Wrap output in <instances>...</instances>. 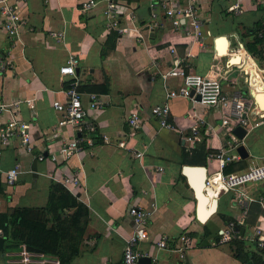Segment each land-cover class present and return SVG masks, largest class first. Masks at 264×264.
Wrapping results in <instances>:
<instances>
[{
  "label": "crops",
  "instance_id": "obj_1",
  "mask_svg": "<svg viewBox=\"0 0 264 264\" xmlns=\"http://www.w3.org/2000/svg\"><path fill=\"white\" fill-rule=\"evenodd\" d=\"M81 1L21 0L19 16L24 23L17 37L6 35L0 26V53L11 63L0 78V98L6 102L28 99L32 105L19 103L15 112V117L28 124L32 153L20 151L15 137L0 148V213L11 208L44 209L52 181L60 175H74L78 184L64 189L85 211L76 214L75 222L71 219L74 207L60 215L64 222L70 218L62 226L71 231L65 235L71 238L61 243L72 246L68 247L72 255L62 264H119L123 238L131 229L126 209H147L149 203L155 207L147 220V238L137 243V250L154 257L152 264H240L228 242L217 243L216 233L225 222L240 220V237L251 241L252 226L259 223L264 228V181L240 187L252 199L244 206L233 200V191L210 198L216 201L214 211L200 220L184 169L203 167L205 178L218 163L207 159V154L217 149L231 157L222 167L226 173L242 171L264 156V0H196L203 46L165 21L158 29L142 27L148 20V1L156 0H125L124 6L119 5L123 12L132 10L142 35L138 41L115 33L113 41L109 39L110 32L102 24V3L81 13ZM170 3L177 5L180 0ZM234 3L239 13L227 11ZM47 30H61L62 40L51 38ZM170 47L185 71L213 76L224 94L239 93L249 99L247 119L255 124L241 138L231 133L234 146L225 145L228 132L219 126V107L181 97L165 100L166 90L175 88L179 79L163 81L153 76L155 69L150 65L155 61L159 71L169 68ZM68 53L77 58L74 77L81 104H86L88 92L98 94L103 102L102 109L87 110L83 117L92 132L56 127L58 116L52 104L66 102L64 88L72 79L57 69ZM165 101L167 121L175 130L158 128L149 114L150 106ZM133 108L139 113V127L128 135L124 118ZM191 113L203 121L202 139L187 150L181 137L188 133ZM8 116L7 112L0 115V125ZM78 135L90 138V143L80 141L81 149L63 162L35 159L36 154L55 151L62 140ZM121 137L127 147L142 152L139 159L116 147ZM238 144L246 152L243 158L235 152ZM15 163L17 180L5 186L1 171ZM53 224L48 219L46 227ZM182 232L189 236L191 247L181 258L154 247L162 236L173 247ZM16 259L17 251L0 252V264H14Z\"/></svg>",
  "mask_w": 264,
  "mask_h": 264
},
{
  "label": "built area",
  "instance_id": "obj_2",
  "mask_svg": "<svg viewBox=\"0 0 264 264\" xmlns=\"http://www.w3.org/2000/svg\"><path fill=\"white\" fill-rule=\"evenodd\" d=\"M21 0H0V26L6 35L16 38L19 30L23 25V20L19 16V7ZM97 3H102L101 15L103 29L106 32H114L117 35H124L135 40L142 38L140 29L135 24V16L131 9H126L123 12L119 5H125V0H83L79 3L78 9L81 13H86L91 10ZM148 20L142 26L147 30L158 29L162 26V21L167 22L172 30H180L191 37L193 42H197L199 46L202 44V33L200 30L201 20L196 7V0H180V4L172 5L170 0L148 1ZM227 11L239 13V6L234 3L227 6ZM160 12V15L158 14ZM47 35L56 41H61L63 32L61 30H47ZM169 53L172 58V65L166 70H158L155 61H151L153 76L156 75L161 80L169 77L179 79V84L173 89H167L164 98L165 100L175 97L187 98L190 101L196 100L194 95L198 96V103L207 107H219L222 110L219 126L222 130L228 132V140L225 145L228 147L234 146V136L231 134V129L234 126H239L243 131L252 128L253 124L248 121L249 99L239 93L224 94L219 86L218 79L210 75H200L197 73L185 71L178 62L174 48H169ZM188 55V54H186ZM77 63V58L73 53H68L63 63L58 67V73L71 76L64 88L66 96L65 103L53 102L52 107L57 113L56 127L68 126L74 132H92V127L89 124L83 123V117L87 110H100L103 107V102L98 94L88 92L86 94V104H81V93L76 89L74 77V67ZM11 67L10 59L7 55L0 53V78ZM24 103L27 107L32 108L31 102L28 99L15 100L6 102L0 98V115L4 112L9 114L0 125V148L4 147L9 139L15 137L18 140V149L27 154L32 153V144L28 132V124L17 117L15 112L18 109V104ZM150 116L155 120L158 128L175 130L173 125L167 121L168 105L167 102L154 104L149 108ZM191 124L188 127V133L184 134L181 139L187 150L196 141L202 139L199 128L203 121L196 117L193 113ZM139 113L136 108L130 109L124 122L127 129V134L130 135L139 127ZM105 139L104 137H102ZM80 141L90 143V138L72 136L70 139L62 140L55 151L47 152L45 155L38 153L35 155L37 161L47 159L51 162H56L57 158L63 162L69 156L77 153L80 149ZM117 148L125 149L132 159H139L142 156L141 151H136L125 145L124 137L115 141ZM207 159H216L217 166L210 172L206 173L203 180L202 192L210 199L215 198L219 194L233 191V200L241 206H244L245 201L252 200L245 195L240 187L243 184L258 185L264 181V156L255 164L250 165L246 169L238 172L223 173L222 167L225 162L231 160V157L224 155L221 149L207 154ZM160 170V168H157ZM19 173L18 163L13 164L10 168L2 170V179L5 186H13L17 180ZM57 183L61 186L78 184L77 177L60 175L57 178ZM154 204L149 203L147 209L136 206H129L126 213L131 222L129 234L123 238L119 264H137L140 257H149V264L154 261V257L144 255L137 250V243L147 238V220L151 215ZM238 225H241L240 220L225 222L216 233L217 243H226L232 239L239 238ZM250 239L253 240L257 247H261L264 243V228L259 224L252 226L250 231ZM156 249H165L170 252H175L179 258L183 256L186 249L191 247L189 236L182 232L175 238L173 247L166 245L164 236L155 241ZM14 264H60L55 256H49L39 251H29L21 245L17 250V259Z\"/></svg>",
  "mask_w": 264,
  "mask_h": 264
},
{
  "label": "trees",
  "instance_id": "obj_3",
  "mask_svg": "<svg viewBox=\"0 0 264 264\" xmlns=\"http://www.w3.org/2000/svg\"><path fill=\"white\" fill-rule=\"evenodd\" d=\"M109 34L108 38L112 40L114 32ZM112 41L109 42V47L113 45ZM222 172L226 173L223 170ZM52 182L49 187L48 202L44 209L11 208L5 213H0L1 253L17 251L21 245H24L43 254L55 255L60 264L72 255V251L68 249L72 246L61 243L64 238H71V236H65L71 233L70 228L68 230L67 227L62 226L68 220L70 221V218H66L64 222L60 215L66 208L74 207L75 215L71 219L75 222L76 214L84 208L63 186L55 181ZM48 219L54 223L51 227H46ZM228 243L233 257L240 264H264V243L261 247H257L253 240L248 241L241 237L232 239Z\"/></svg>",
  "mask_w": 264,
  "mask_h": 264
},
{
  "label": "water",
  "instance_id": "obj_4",
  "mask_svg": "<svg viewBox=\"0 0 264 264\" xmlns=\"http://www.w3.org/2000/svg\"><path fill=\"white\" fill-rule=\"evenodd\" d=\"M194 98L197 100L198 96L194 95ZM231 133L236 138H241L244 134V131L241 127L235 126L232 128ZM235 152L240 158L246 156V152L241 144H238L235 147ZM184 171L189 176V182L191 184L192 190L194 192L197 217L200 220H204L209 214L214 211L216 201L215 199H208L202 192L203 180H204V168L203 167H186ZM241 234V232H239ZM26 250L37 251L29 246H25ZM137 264H149V257H140L137 260Z\"/></svg>",
  "mask_w": 264,
  "mask_h": 264
}]
</instances>
